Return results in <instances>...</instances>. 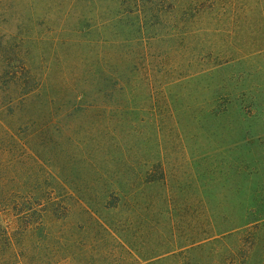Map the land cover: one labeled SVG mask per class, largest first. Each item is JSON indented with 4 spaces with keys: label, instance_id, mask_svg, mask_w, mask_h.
Segmentation results:
<instances>
[{
    "label": "rangeland",
    "instance_id": "obj_1",
    "mask_svg": "<svg viewBox=\"0 0 264 264\" xmlns=\"http://www.w3.org/2000/svg\"><path fill=\"white\" fill-rule=\"evenodd\" d=\"M240 59L264 0H0V264H264Z\"/></svg>",
    "mask_w": 264,
    "mask_h": 264
},
{
    "label": "trees",
    "instance_id": "obj_2",
    "mask_svg": "<svg viewBox=\"0 0 264 264\" xmlns=\"http://www.w3.org/2000/svg\"><path fill=\"white\" fill-rule=\"evenodd\" d=\"M240 60H237V62H234V63L230 64V65L239 64L238 71L235 73L236 70L232 69V70L229 71L230 72V77H227V78L219 77L221 82H219V84H217V86L225 87L226 89L229 88V89L239 90V89H241V87H240V85H241L245 89L244 90L245 92H246V90L250 91L251 89H253L255 87H257L259 89L261 87H264V76H263L262 79L259 78L261 75H264V74L258 72V71L262 70V68L258 67V66L251 68V71L253 70V73H255L256 75L259 74L257 77L254 78V80H257L255 83L247 84V85L240 83V78H243V74L251 72V71H246L248 66L245 65V61L244 60H242V59H240ZM230 65H228V66H230ZM247 75L250 76V74H247ZM258 80H261V81L258 82ZM97 95H99V93ZM82 96H83V94H81V97ZM213 97H214V95H213ZM102 103H104V102H102ZM153 178L156 179V180H164L165 179V174L164 173L160 174V172H157V176L155 174V176Z\"/></svg>",
    "mask_w": 264,
    "mask_h": 264
}]
</instances>
